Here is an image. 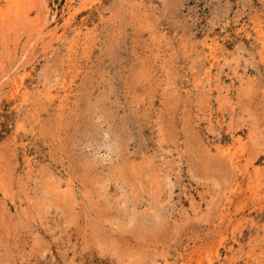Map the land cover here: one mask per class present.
<instances>
[{"label": "rangeland", "instance_id": "obj_1", "mask_svg": "<svg viewBox=\"0 0 264 264\" xmlns=\"http://www.w3.org/2000/svg\"><path fill=\"white\" fill-rule=\"evenodd\" d=\"M0 264H264V0H0Z\"/></svg>", "mask_w": 264, "mask_h": 264}]
</instances>
